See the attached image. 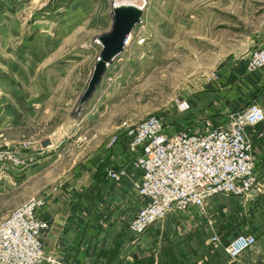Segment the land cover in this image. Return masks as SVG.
I'll return each mask as SVG.
<instances>
[{
  "label": "rangeland",
  "instance_id": "rangeland-1",
  "mask_svg": "<svg viewBox=\"0 0 264 264\" xmlns=\"http://www.w3.org/2000/svg\"><path fill=\"white\" fill-rule=\"evenodd\" d=\"M29 1L32 4L21 11L27 17L22 20L24 27L46 30L41 33L46 45L45 84L35 90L55 96L45 100L37 124L0 127V145L21 156L31 145L68 140L58 156L34 171L28 170L31 165L26 156H21L26 163L17 175L4 173L0 167V221L29 199L56 188L64 171L79 167L106 144L108 147L128 124L156 114L173 131L198 129L206 122L225 126L235 112L229 99L220 94L228 85L234 50L245 45L252 22L238 20L241 30L236 37L228 26L249 11V0H139L145 8L142 22L78 112L79 98L101 51L98 36L112 27L113 0ZM4 42L8 43V37L0 40V44ZM12 54L8 52V57ZM16 62L0 61V98L4 92L15 91L7 85L19 82L21 62ZM185 101L189 108L181 110ZM28 109L23 108V113Z\"/></svg>",
  "mask_w": 264,
  "mask_h": 264
},
{
  "label": "crops",
  "instance_id": "crops-1",
  "mask_svg": "<svg viewBox=\"0 0 264 264\" xmlns=\"http://www.w3.org/2000/svg\"><path fill=\"white\" fill-rule=\"evenodd\" d=\"M30 2L0 1V40L8 37V43L0 44V61L17 64L18 60L22 71L18 83L7 85L15 91L4 92L0 98L5 101L0 104V127L10 129L37 124V114L45 110V100L55 96L54 92L35 90L45 84L46 45L41 33L46 30L34 25L24 27L22 20L27 17L21 11ZM247 8L249 11L235 17L228 26L236 37L241 30L238 20L252 22L245 45L234 50L235 61L229 62L228 85L219 92L220 98L229 99L228 105L234 111L251 103L264 107V69L246 68L251 52L264 45V0H249ZM8 52L13 53L11 57ZM15 100L20 102H10ZM25 107L30 109L23 113ZM247 132L260 175L258 188L242 196L217 195L209 198L204 207L172 212L140 239L130 227L140 207L135 179L116 183L107 176L109 168L129 164L134 155L128 152L123 139L113 148L106 144L97 155L85 158L84 164L64 171L57 187L43 194L47 195L43 214L50 222L43 237L47 254L63 264H264V121L248 127ZM67 140L64 137L58 144H34L19 154L30 160L28 170L34 171L58 156L67 147ZM22 169L3 172L17 175ZM240 234L255 235L256 242L233 259L225 245ZM215 235L219 241L213 240Z\"/></svg>",
  "mask_w": 264,
  "mask_h": 264
},
{
  "label": "built area",
  "instance_id": "built-area-1",
  "mask_svg": "<svg viewBox=\"0 0 264 264\" xmlns=\"http://www.w3.org/2000/svg\"><path fill=\"white\" fill-rule=\"evenodd\" d=\"M246 68L264 69V45L251 52ZM180 108L186 110L189 103H181ZM229 117L225 126L206 122L198 129L173 131L164 117L153 114L128 124L111 139L108 147L123 139L134 155L129 164L109 168L107 176L116 183L135 179L140 207L130 227L138 239L172 212L204 207L215 195L242 196L258 188L260 175L247 129L264 121V107L251 103ZM25 163L24 158L0 145L2 170ZM46 199V195L31 198L0 221V264H63L48 255L44 245V234L50 228L43 214ZM213 240L220 239L215 235ZM255 242V235L240 234L225 245V250L236 259Z\"/></svg>",
  "mask_w": 264,
  "mask_h": 264
},
{
  "label": "water",
  "instance_id": "water-1",
  "mask_svg": "<svg viewBox=\"0 0 264 264\" xmlns=\"http://www.w3.org/2000/svg\"><path fill=\"white\" fill-rule=\"evenodd\" d=\"M143 10L142 6L133 2L113 0L112 27L108 32L98 36V40L101 43V51L97 56L87 86L79 98L78 110H81L92 98L109 66L124 51L135 26L142 22Z\"/></svg>",
  "mask_w": 264,
  "mask_h": 264
},
{
  "label": "bare ground",
  "instance_id": "bare-ground-1",
  "mask_svg": "<svg viewBox=\"0 0 264 264\" xmlns=\"http://www.w3.org/2000/svg\"><path fill=\"white\" fill-rule=\"evenodd\" d=\"M118 1V0H117ZM126 1H130V2H133V3H136L137 5H139V6H142V7H144V4L142 3V2H140L139 0H126ZM145 9V8H144ZM138 25V24H137ZM136 27V26H135ZM134 31V30H133ZM132 31V32H133ZM131 36H132V33H131V35H130V37H129V39H128V42L127 43H129V41H130V39H131Z\"/></svg>",
  "mask_w": 264,
  "mask_h": 264
}]
</instances>
